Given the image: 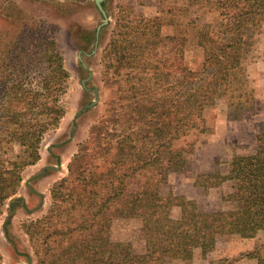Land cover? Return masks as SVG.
<instances>
[{
	"label": "trees",
	"instance_id": "trees-1",
	"mask_svg": "<svg viewBox=\"0 0 264 264\" xmlns=\"http://www.w3.org/2000/svg\"><path fill=\"white\" fill-rule=\"evenodd\" d=\"M210 1L221 19L196 27L204 50L199 70L184 63L180 36L163 33L160 16H131L133 9L124 8L103 54L104 80L114 89L107 112L79 144L68 174L53 184L47 212L23 223L34 250L24 252L28 262L167 264L192 259L197 248L207 254L221 235L254 237L264 230V131L252 151L234 154L227 171L197 176L206 189L230 183L223 195L230 208L204 209L196 199L162 189L171 171L187 170L193 145L177 142L205 129V109L225 99L237 113L253 92L244 57L248 30L264 22V0ZM41 46L40 75L29 72L33 61L16 58L7 65L19 73L0 78V144L15 141L28 152L4 170L8 175L0 171V203L16 193L22 169L40 160L45 132L65 114L61 96L70 72L56 39ZM138 175L143 181L130 189ZM175 206L181 208L177 217ZM117 218L142 219L144 251L113 238ZM255 257L264 264V256Z\"/></svg>",
	"mask_w": 264,
	"mask_h": 264
},
{
	"label": "rangeland",
	"instance_id": "rangeland-1",
	"mask_svg": "<svg viewBox=\"0 0 264 264\" xmlns=\"http://www.w3.org/2000/svg\"><path fill=\"white\" fill-rule=\"evenodd\" d=\"M102 4L106 15L97 0H0V78L2 74L19 73L21 69L7 65L16 58L33 61L28 70L32 76L40 75L41 44L48 38L56 39L70 72L61 96L64 116L57 126L45 132L41 158L22 169L16 193L0 203V264H34L24 254L27 251L33 254L34 250L23 223L47 212L53 184L68 174V165L79 144L89 138L91 126L107 112L109 94L114 89L108 88L104 80L103 54L124 8L133 9L131 16L136 13L160 16L163 33L180 36L182 43L178 47L184 63L195 70L201 69L204 61L196 27L221 19L210 0H104ZM244 64L248 87L253 90L246 106L232 113L226 100L221 99L205 109V129H196L177 142L192 143L194 149L188 154L187 170L168 174L162 186L164 193L186 195L209 210L232 206L223 199L231 189L230 183L206 189L196 181L202 172L227 171L234 154L252 151L257 135L264 131V22L247 32ZM27 155L20 143L2 142L0 171L12 167V161L23 162ZM142 181L141 175L136 176L129 188L134 189ZM180 211L175 206L173 215L179 216ZM8 218L11 221L6 224ZM112 236L132 242L138 252L145 250L141 218L115 219ZM256 253L264 256V230L254 237L221 235L214 250L207 254L197 248L192 259L169 258L167 264H260Z\"/></svg>",
	"mask_w": 264,
	"mask_h": 264
},
{
	"label": "water",
	"instance_id": "water-1",
	"mask_svg": "<svg viewBox=\"0 0 264 264\" xmlns=\"http://www.w3.org/2000/svg\"><path fill=\"white\" fill-rule=\"evenodd\" d=\"M102 1H104V0H97V3L99 5L100 9L102 10V12L106 15V11L103 7Z\"/></svg>",
	"mask_w": 264,
	"mask_h": 264
}]
</instances>
